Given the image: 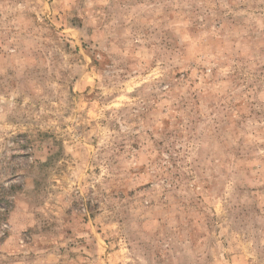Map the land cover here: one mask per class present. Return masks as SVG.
I'll return each mask as SVG.
<instances>
[{
  "label": "rangeland",
  "instance_id": "1",
  "mask_svg": "<svg viewBox=\"0 0 264 264\" xmlns=\"http://www.w3.org/2000/svg\"><path fill=\"white\" fill-rule=\"evenodd\" d=\"M0 264H264V0H0Z\"/></svg>",
  "mask_w": 264,
  "mask_h": 264
},
{
  "label": "trees",
  "instance_id": "2",
  "mask_svg": "<svg viewBox=\"0 0 264 264\" xmlns=\"http://www.w3.org/2000/svg\"><path fill=\"white\" fill-rule=\"evenodd\" d=\"M44 164V163H43Z\"/></svg>",
  "mask_w": 264,
  "mask_h": 264
}]
</instances>
